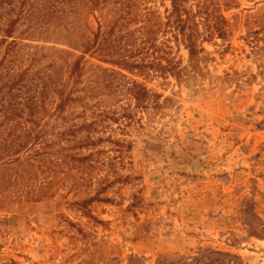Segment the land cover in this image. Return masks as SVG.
I'll return each mask as SVG.
<instances>
[{"label":"rangeland","instance_id":"rangeland-1","mask_svg":"<svg viewBox=\"0 0 264 264\" xmlns=\"http://www.w3.org/2000/svg\"><path fill=\"white\" fill-rule=\"evenodd\" d=\"M212 2L209 9L218 4L225 19L211 22L212 34L199 13L202 0L186 5L204 50L193 68L185 42L176 36V17H169L170 1L141 0L159 15L154 46H140L139 36L133 35L125 52L137 51L136 61L155 59L184 72L180 77L153 67L143 75L122 72L163 96L161 102L168 99L160 109H137L127 78L87 69L86 86L96 89L90 103L102 102L120 119L109 118L100 134H88L125 141L122 155L110 141L77 149L75 140L60 141L51 134L36 140L44 122L39 127L29 122L24 105L35 92L23 90L16 101L13 93H5L2 104L21 103L24 114L15 111L8 119L0 109V264H264V0ZM19 7L15 0L12 7L0 8L2 29ZM37 21L16 27L15 37L29 43H20L11 56L18 68L31 64V54L47 53L35 46L65 49L61 44L70 43L63 26L59 33L54 22L50 30L40 29L41 24L29 27ZM89 27L97 30L98 24ZM136 27L131 24L128 31ZM218 28L225 36L218 35ZM79 31L87 35L85 28ZM82 41L78 36L71 43L80 48ZM1 50L3 56L5 45ZM100 60L99 55L89 59L113 68ZM116 90L117 102L111 95ZM78 106L69 110L78 112ZM63 145L71 147L64 151L70 157L104 150L102 166L91 173L86 164L67 157L49 171L42 161L55 162ZM117 174L128 179L86 203L101 184L107 185L103 178L112 182Z\"/></svg>","mask_w":264,"mask_h":264},{"label":"trees","instance_id":"trees-1","mask_svg":"<svg viewBox=\"0 0 264 264\" xmlns=\"http://www.w3.org/2000/svg\"><path fill=\"white\" fill-rule=\"evenodd\" d=\"M169 1L172 7L169 17H176V22L173 23L177 32L176 36L177 38L178 36L181 37L185 42V47L189 51L191 64L195 68L200 60V54L204 50L198 46V40L201 37L197 30L198 24L193 22L190 25L189 23L191 13L188 11L186 5L190 0ZM14 2L15 0H0V8L5 5L12 7ZM209 2L211 0H202L199 12L205 15L207 32H209L208 29L211 27L212 21H218L219 19L225 21L220 14V6L217 4L210 10L209 8L213 5V2L210 4ZM10 13H16V8ZM70 15L74 16V20L70 19ZM158 16V12L154 8L143 5L141 0H20L17 14L10 18L6 28L2 29L0 27V82H6L4 85H0L1 112L5 111L8 114V119L13 118L12 116H14L15 111L20 117L23 116L24 111L22 109L19 110L21 103L13 102V104L5 106L1 100L5 99V93H13L11 94V99L16 101L17 98L20 99L23 90H26V92L34 91V95L30 96L24 105L28 108L27 115H29V122L33 123L36 127H39L42 121L44 122L36 140L40 141L51 134L57 136L60 141L75 140L73 148L77 149H95L102 143L110 141L113 142V147L117 148L119 154L122 155L123 151L120 147L124 145L128 146L125 141L121 139L111 141L103 139V137L95 139L92 134H88V131L89 133L100 134V129L106 126L104 122H107L109 118H113L115 121H119L120 119L117 118L116 111L112 112L102 102L90 103L89 100L94 99L96 96V94H93L96 89L92 86L90 88L86 86L87 69H93L94 73L102 71L128 79L127 75L122 71L132 74L136 70V73L143 75L146 68L153 67L162 73L169 71L175 76L180 77L184 69H181L178 65L161 66L158 63L156 64L155 59L146 62L145 58L136 61L134 60L136 58L134 54H137V51L125 52V50H128L127 46H130V37L133 38V35L135 37L139 36L135 39L137 40L138 38L140 40V46H154V35L160 26L158 22H154L158 19ZM33 18L39 21L29 24L30 28L41 24L40 29L45 26L47 30H50L54 25H51V23L54 22L58 26L56 27V32L59 33L57 29H59V26H63L69 31L66 38L70 39V43H60L66 47L65 49L35 46V48L46 49L47 53L43 55H39L37 52L31 54V64L25 69L18 68L17 63L11 58L14 52L21 49L17 47L23 41L15 37L16 27L22 21L33 20ZM81 20H84V26L80 28L79 23ZM93 21H96L98 24L97 30L89 27V23ZM131 24H135L137 27L132 31H128ZM83 28L87 31V35H81L79 29L82 30ZM74 29H78L77 34H74ZM124 30L126 33L120 35ZM216 32L220 36H225L223 28H218ZM209 33L212 34L211 31ZM78 36L83 40L80 48L78 46L75 47L76 45L71 43V40H75ZM83 36L86 37L83 38ZM54 43L59 44V42ZM3 45H5V51L2 56L1 49ZM76 52L80 53V55H77ZM98 55L102 60L100 62L110 64L113 68L110 69L100 64L90 63L89 59H95ZM69 57H73V59H69ZM45 59L49 61L48 64L37 67ZM114 67H118L121 70H115ZM3 68L6 70L5 74H3ZM128 81H130L128 83V91L136 102L137 109L146 111L153 108L160 109L163 107V103L168 101V99H164L161 102L160 99L163 96L156 93L152 94L142 83L134 79H128ZM117 86L121 88L120 83ZM117 90L113 92L114 94H111L114 95L113 99L116 102L120 99ZM48 102H52L53 107H49ZM75 105H79L78 112L69 110L70 106ZM14 106H16L15 109ZM9 109H13L12 113H8ZM88 111H92L90 116L87 113ZM126 112L124 111L123 115L127 116ZM45 128H48V130H44ZM81 133H87V135L83 138H78V134ZM33 144L30 148H33ZM54 145L50 143L48 147L52 149ZM69 148L71 147L63 145L57 151L59 153L55 154L57 156L55 162L47 164V161L43 160L44 166L49 171H53L54 167L60 165L59 163H65L67 157H70V155L69 153L64 154V151H68ZM42 151V155H44L46 153L45 148H42ZM103 153H105L104 150L98 149L88 156L78 157L77 154H73L70 158L73 161L86 164L89 172L92 173L97 169L99 170L102 166L100 157ZM122 176L117 174L112 182L109 181V177L103 178L101 182H105L107 185L101 184L102 188L86 203L88 204L100 198L104 190L111 187L114 183H120L122 180L128 179V177L124 178Z\"/></svg>","mask_w":264,"mask_h":264}]
</instances>
